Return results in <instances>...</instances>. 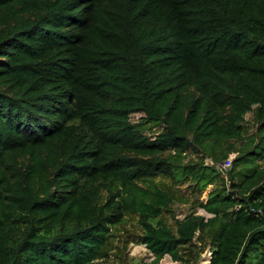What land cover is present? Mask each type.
I'll return each mask as SVG.
<instances>
[{
  "label": "trees",
  "instance_id": "16d2710c",
  "mask_svg": "<svg viewBox=\"0 0 264 264\" xmlns=\"http://www.w3.org/2000/svg\"><path fill=\"white\" fill-rule=\"evenodd\" d=\"M253 106L262 132L264 0H0V264H98L127 214L139 264L197 234L204 264H264V134L229 145ZM157 175L211 185L210 216L173 231Z\"/></svg>",
  "mask_w": 264,
  "mask_h": 264
},
{
  "label": "rangeland",
  "instance_id": "374dc122",
  "mask_svg": "<svg viewBox=\"0 0 264 264\" xmlns=\"http://www.w3.org/2000/svg\"><path fill=\"white\" fill-rule=\"evenodd\" d=\"M141 116L142 113H132L130 115V120L134 125L143 129L145 133H156V131H158V126L150 122L142 123ZM259 125L260 122L257 117L256 107L253 106V109L244 116L242 138L229 145H233L235 149H238L244 145L248 138L256 137V139H258L260 134H264V131H259ZM221 151H224V148H222ZM236 155V150L228 152L223 160L215 163L216 167L224 169L221 163L226 158H229L231 162L230 166L227 167L228 170L232 166V160ZM198 157L197 150H193L192 148L189 150V153H187V157L184 161H193ZM210 160L212 159L209 157L206 158L208 164H211ZM256 162L261 167L264 166V156L259 158ZM139 183L149 188L160 187L170 195L171 203L163 212L162 219L173 231L176 228V220L183 218L188 213L202 214L205 217L210 216L200 208L199 203L206 200L207 192L211 185H207L204 190H202L189 181H176L161 175L146 178L139 181ZM141 233V228L137 224L136 215L127 214L120 224L112 228L105 246L104 254L97 259V263L139 264L140 262L151 261L153 259L152 253L148 251L144 244L139 243ZM208 247L207 239L203 235L197 234L192 243L181 248L180 251L183 255V261L172 260L166 255L158 264H204L209 260L210 256Z\"/></svg>",
  "mask_w": 264,
  "mask_h": 264
},
{
  "label": "built area",
  "instance_id": "2783aa9c",
  "mask_svg": "<svg viewBox=\"0 0 264 264\" xmlns=\"http://www.w3.org/2000/svg\"><path fill=\"white\" fill-rule=\"evenodd\" d=\"M230 159L229 158H226L222 163H221V165H222V167L225 169V170H227V167L228 166H230ZM210 163H212L211 161H210ZM223 169V170H224Z\"/></svg>",
  "mask_w": 264,
  "mask_h": 264
},
{
  "label": "water",
  "instance_id": "95a60500",
  "mask_svg": "<svg viewBox=\"0 0 264 264\" xmlns=\"http://www.w3.org/2000/svg\"><path fill=\"white\" fill-rule=\"evenodd\" d=\"M208 262V261H207Z\"/></svg>",
  "mask_w": 264,
  "mask_h": 264
}]
</instances>
